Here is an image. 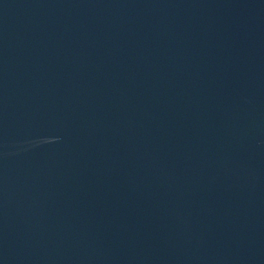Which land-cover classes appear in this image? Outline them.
<instances>
[{
	"label": "water",
	"instance_id": "obj_1",
	"mask_svg": "<svg viewBox=\"0 0 264 264\" xmlns=\"http://www.w3.org/2000/svg\"><path fill=\"white\" fill-rule=\"evenodd\" d=\"M0 264H264V0H0Z\"/></svg>",
	"mask_w": 264,
	"mask_h": 264
}]
</instances>
